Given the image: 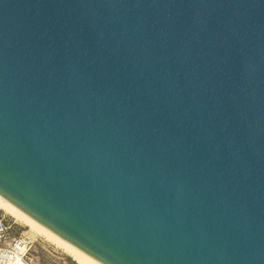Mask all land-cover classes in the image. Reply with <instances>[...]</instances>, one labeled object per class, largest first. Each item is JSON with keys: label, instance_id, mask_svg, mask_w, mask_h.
<instances>
[{"label": "water", "instance_id": "95a60500", "mask_svg": "<svg viewBox=\"0 0 264 264\" xmlns=\"http://www.w3.org/2000/svg\"><path fill=\"white\" fill-rule=\"evenodd\" d=\"M0 195L101 264H264V0H0Z\"/></svg>", "mask_w": 264, "mask_h": 264}, {"label": "built area", "instance_id": "2783aa9c", "mask_svg": "<svg viewBox=\"0 0 264 264\" xmlns=\"http://www.w3.org/2000/svg\"><path fill=\"white\" fill-rule=\"evenodd\" d=\"M33 241L25 231H16L10 216L0 210V264H32Z\"/></svg>", "mask_w": 264, "mask_h": 264}, {"label": "bare ground", "instance_id": "6f19581e", "mask_svg": "<svg viewBox=\"0 0 264 264\" xmlns=\"http://www.w3.org/2000/svg\"><path fill=\"white\" fill-rule=\"evenodd\" d=\"M0 209L3 210L6 214L13 217L14 219L28 226L29 229L33 232L38 233L39 235L43 236L46 240L61 248L65 253L69 254L78 264H101L100 262L89 256L88 254L84 253L80 249L76 248L74 245L70 244L69 242H67L66 240H64L42 224L38 223L36 220L25 214L23 211L14 206L1 195Z\"/></svg>", "mask_w": 264, "mask_h": 264}, {"label": "rangeland", "instance_id": "374dc122", "mask_svg": "<svg viewBox=\"0 0 264 264\" xmlns=\"http://www.w3.org/2000/svg\"><path fill=\"white\" fill-rule=\"evenodd\" d=\"M2 212L4 211L2 210ZM6 215L10 216L8 214ZM10 218H12V220L14 221L16 231H25L26 234L32 237L30 238L33 241V245L29 253L32 264H73L72 262L67 260V256L69 255L66 254L61 248L46 240L38 233L33 232L29 229L28 226L23 225V223L21 224L20 221L14 219L11 216ZM76 264L78 263L76 262Z\"/></svg>", "mask_w": 264, "mask_h": 264}, {"label": "trees", "instance_id": "16d2710c", "mask_svg": "<svg viewBox=\"0 0 264 264\" xmlns=\"http://www.w3.org/2000/svg\"><path fill=\"white\" fill-rule=\"evenodd\" d=\"M15 222H17V221H15ZM22 224V223H21ZM23 225H25V224H23ZM67 254V253H66ZM69 255V254H68ZM73 258L69 255V256H67V260L68 261H70V262H72L73 264H76V262H75V260L73 259Z\"/></svg>", "mask_w": 264, "mask_h": 264}]
</instances>
